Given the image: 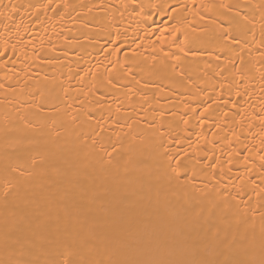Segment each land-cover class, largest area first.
Wrapping results in <instances>:
<instances>
[{
  "label": "bare ground",
  "instance_id": "bare-ground-1",
  "mask_svg": "<svg viewBox=\"0 0 264 264\" xmlns=\"http://www.w3.org/2000/svg\"><path fill=\"white\" fill-rule=\"evenodd\" d=\"M0 264H264V0H0Z\"/></svg>",
  "mask_w": 264,
  "mask_h": 264
}]
</instances>
